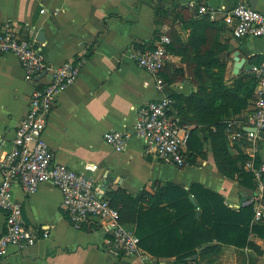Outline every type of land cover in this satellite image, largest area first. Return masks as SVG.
Returning <instances> with one entry per match:
<instances>
[{"label": "crops", "instance_id": "1", "mask_svg": "<svg viewBox=\"0 0 264 264\" xmlns=\"http://www.w3.org/2000/svg\"><path fill=\"white\" fill-rule=\"evenodd\" d=\"M247 2L256 10H264V0ZM235 3L236 0H0V25L9 22L25 28L26 37L41 50L48 65L58 67L91 53L81 66L76 83L58 96L49 116L43 141L53 161L77 172H82L85 165L97 166V171L87 175L95 179L104 198L121 189L140 197L144 211L150 208V202L163 200L167 185L188 190L197 184L221 196L226 208L237 212L251 205L255 215L264 207L258 183L253 178L254 187L248 189L238 180L224 177L216 168L209 141L203 142L201 133L198 137L203 156L186 149L183 167L162 163L147 154L135 137L128 140L122 153L104 142V135L112 130L132 133L137 111L143 105L169 93L189 96L197 91L190 59L168 56L166 64L183 69V75L173 84H165L163 94L157 90L155 78L138 68L130 56L134 49L152 47L164 34H173L186 44L191 32L185 26L188 21L207 16L214 23L206 30V46L214 39L225 46L218 58L226 65L227 84L261 63L264 38L236 39L224 21L225 13ZM190 4L194 7L190 8ZM158 7L166 11L160 24L156 23ZM199 7L207 13L198 16ZM40 33L41 43L37 41ZM235 52L245 60L238 75L232 73ZM33 88L13 55L0 56V159L10 149ZM249 107L224 123L229 151L234 156H246L243 169L251 173L246 162H252L256 169L264 166V138L257 135L252 143L237 135L243 130L252 106ZM233 122L235 125L229 126ZM192 128L185 127L188 131ZM13 193L21 203L25 225L40 234L48 231L49 236L20 253L12 251L0 264H145L136 256L114 258L110 254L111 232L99 221L75 230L61 210V193L52 185H40L30 197H24L18 188ZM159 207L167 208L166 202ZM252 224H264V215L258 221L253 217ZM122 225L135 234V226ZM3 227L4 214L0 211V235ZM159 227L148 245L157 254L139 247V255L148 259V264H174L175 256L169 257L168 248L163 245L171 235L160 233ZM249 240L259 247L261 255L221 245L197 264H248L249 260L264 264V239L251 235ZM215 244L204 245L198 251ZM195 260L197 257L185 262L196 264Z\"/></svg>", "mask_w": 264, "mask_h": 264}, {"label": "built area", "instance_id": "2", "mask_svg": "<svg viewBox=\"0 0 264 264\" xmlns=\"http://www.w3.org/2000/svg\"><path fill=\"white\" fill-rule=\"evenodd\" d=\"M190 8L194 5L190 4ZM198 16L205 15L206 9L199 7ZM225 23L231 28L236 39L264 38V10H256L247 0H236L225 13ZM168 35H161L150 48L134 49L131 58L136 66L155 78L156 88L164 94L165 83L160 77L169 56ZM13 55L27 82L34 86L29 96L28 108L16 128L10 149L0 159V211L4 214L3 233L0 235V263L13 251L20 253L32 248L41 239L48 238V231L38 233L25 225L22 219L20 201L14 196L18 188L24 197L34 195L38 187L50 184L62 196L61 210L68 223L81 230L91 221H99L111 232L110 254L114 258L139 257L142 263L148 259L139 255V238L120 222L118 212L100 193L95 179L87 173H94L98 167L85 165L82 172L54 162L43 141L48 119L56 106L58 96L74 85L78 79L83 59L69 60L58 67L45 63L41 50L26 37V29L12 23L0 25V56ZM45 71V75L35 81ZM249 74L257 80L252 107L243 130L238 137L254 142L256 134L247 133L246 128H255L264 133V57L259 65H252ZM172 100L163 95L140 107L132 133L112 130L104 135V142L113 151L122 153L131 137L139 139L147 154L165 164L183 167L188 130L181 128L170 115ZM235 123H230L233 126ZM245 167L251 171L264 197V166L256 169L248 161ZM250 201L248 204H251ZM264 215L261 206L255 212L254 220Z\"/></svg>", "mask_w": 264, "mask_h": 264}, {"label": "trees", "instance_id": "3", "mask_svg": "<svg viewBox=\"0 0 264 264\" xmlns=\"http://www.w3.org/2000/svg\"><path fill=\"white\" fill-rule=\"evenodd\" d=\"M156 15V23L160 24L166 11L158 7ZM213 25L207 16L185 23L191 30L186 44L177 36L168 35V54L179 56L184 61L190 59L193 76L197 80V91L189 96L169 93L168 98L172 100L169 113L181 128L193 126L188 131L187 150L203 156L204 149L198 137L201 133L202 141L210 143L218 171L227 179L238 180L241 186L252 189L253 175L243 169L246 156H234L229 151L224 122L231 115L252 106L257 80L251 74H240L232 84H227L224 77L226 65L218 58L225 46L215 39L206 46V30ZM90 54L82 59L87 60ZM162 72L166 85L173 84L183 75V69L169 64H165ZM162 195L163 200L150 202L147 211L141 207L140 197H133L124 190L118 189L105 196L110 207L118 212L120 222L135 226L139 247L147 253L157 254L148 245L160 226V233L171 235L163 245L168 248L169 257L175 256L174 264H188L186 259L196 257L193 262L197 264L218 251L221 245L262 254L259 247L249 240L251 235L264 239V224H252L254 213L251 205L233 211L226 208L221 196L197 184L190 185L188 190L167 185ZM190 196L197 207L192 205ZM162 202H166L167 208L159 207ZM197 211L200 212L199 218H196ZM213 243L216 244L198 251L202 246ZM248 264H253L252 260Z\"/></svg>", "mask_w": 264, "mask_h": 264}, {"label": "water", "instance_id": "4", "mask_svg": "<svg viewBox=\"0 0 264 264\" xmlns=\"http://www.w3.org/2000/svg\"><path fill=\"white\" fill-rule=\"evenodd\" d=\"M37 41L40 42V43L43 41L42 33H40V34L38 35V37H37ZM233 62H234V65H233L232 73H233V75H238L240 69H241V68L243 67V65H244L245 60L239 56L238 52H235V53L233 54ZM44 75H45V71L42 72L41 75L35 79V81H38V80L41 79ZM244 131L247 132V133H253V134H256V135H258L259 137L264 138V133H263V132H257V130H256L255 128H246V129H244ZM189 200L191 201L192 205H193L194 207H196L197 204H196V202H195V200L193 199L192 196L189 197ZM198 217H199V212L197 211V212H196V218H198Z\"/></svg>", "mask_w": 264, "mask_h": 264}]
</instances>
